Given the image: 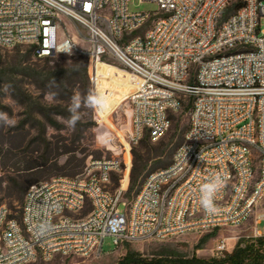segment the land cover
<instances>
[{"label":"built area","instance_id":"obj_1","mask_svg":"<svg viewBox=\"0 0 264 264\" xmlns=\"http://www.w3.org/2000/svg\"><path fill=\"white\" fill-rule=\"evenodd\" d=\"M143 2L157 10L132 11L130 0H0V48L29 45L38 59H115L131 72L129 153L146 136L161 140L172 113L191 100L173 164L151 174L132 201L126 175L111 187L130 169L126 147L123 160L92 161L80 176L30 186L21 220L0 208V264L101 257L107 237L118 251L240 227L264 203V0ZM217 175L224 185L208 214L199 189ZM262 220L264 212L255 238L264 237ZM230 249L222 240L217 257Z\"/></svg>","mask_w":264,"mask_h":264},{"label":"rangeland","instance_id":"obj_2","mask_svg":"<svg viewBox=\"0 0 264 264\" xmlns=\"http://www.w3.org/2000/svg\"><path fill=\"white\" fill-rule=\"evenodd\" d=\"M132 11H154L152 2L130 0ZM264 30V20L262 21ZM24 51L33 47L21 45ZM16 48H0V113L6 114L12 126L0 121V208L7 207L13 216L21 220L23 203L30 186L57 177L80 176L86 167L96 160L121 158L129 144L132 131V107L127 99L111 116L118 130L108 131L110 136L99 140V114L97 109L83 102L90 90H95L92 76V60L81 56L57 55L45 59L33 58L28 69L12 67V52ZM128 71L115 59L104 60ZM73 65L88 67V82L82 76H72L68 70ZM64 68L63 69L61 68ZM58 72V70H60ZM73 95L81 97L80 120L74 128L68 126L69 106ZM131 113V117L129 116ZM191 100L183 108L172 113V127L159 141L146 136L131 150L130 189L127 199L132 201L149 176L166 169L173 161L178 148L185 142L190 127ZM103 131V130H101ZM128 172V171H127ZM133 173L137 178L132 181ZM126 175L113 176L112 189L120 186ZM124 211V208H122ZM264 212V203L256 209L252 218L240 227L223 228L205 234H188L166 241H144L129 244L116 251L113 238L107 237L101 257L58 256L53 261L33 264H117L128 251L145 256L153 254H177L182 257L198 256L202 259L217 257V247L224 239L229 240L231 253L243 240L256 239L254 227L258 216ZM264 235V220L257 225Z\"/></svg>","mask_w":264,"mask_h":264},{"label":"trees","instance_id":"obj_3","mask_svg":"<svg viewBox=\"0 0 264 264\" xmlns=\"http://www.w3.org/2000/svg\"><path fill=\"white\" fill-rule=\"evenodd\" d=\"M235 7H239V4ZM232 10L233 8H230L228 12ZM17 47H15L16 49L12 52L13 60L10 65L16 68H23L24 70L28 69L31 66L32 59L34 57L37 58L34 48L30 51H24ZM2 57L3 55L0 53V59H2ZM61 68L64 71V68ZM60 71L61 69L58 70V72ZM68 73L72 76H82L83 80L86 82L89 80L87 65L84 67L73 65L72 68L68 70ZM136 180L137 178L133 173L132 181L136 182ZM117 264H264V237L240 241L233 252L224 254L222 257L202 259L196 255L193 257H182L177 254L162 253L145 256L137 251H128Z\"/></svg>","mask_w":264,"mask_h":264},{"label":"bare ground","instance_id":"obj_4","mask_svg":"<svg viewBox=\"0 0 264 264\" xmlns=\"http://www.w3.org/2000/svg\"><path fill=\"white\" fill-rule=\"evenodd\" d=\"M92 76L95 82V90L107 97L110 107L104 111L97 110L99 114V140L103 141L110 136L108 131L118 130L115 128L111 121L113 113L122 106V104L128 99L132 93L135 83L131 72L122 70L112 64L101 61L99 59L92 60ZM131 117V113H129ZM108 128V131L104 132V128ZM103 130V131H101ZM125 145L127 146L128 152L126 159L128 163L131 162L132 155L129 153V144L125 140V137L121 132H118ZM130 181V169L126 174V178L123 182V186L127 187Z\"/></svg>","mask_w":264,"mask_h":264},{"label":"clouds","instance_id":"obj_5","mask_svg":"<svg viewBox=\"0 0 264 264\" xmlns=\"http://www.w3.org/2000/svg\"><path fill=\"white\" fill-rule=\"evenodd\" d=\"M62 51L64 52V50ZM83 102L87 103L89 107L100 111H104L105 109L110 107L107 97L94 90L89 91ZM81 103L82 100L80 96H72L71 104L68 109L70 115L67 120L68 126L71 128H74L76 123L80 120L79 109L81 107ZM0 121H3L5 125L12 126V121L9 120L6 114L0 113ZM223 185V178L220 175H217L200 186L199 202L206 213H216L217 209L214 200L216 194L221 190Z\"/></svg>","mask_w":264,"mask_h":264}]
</instances>
